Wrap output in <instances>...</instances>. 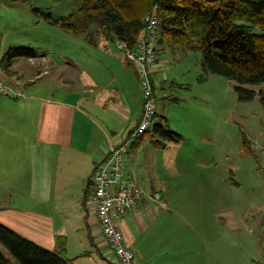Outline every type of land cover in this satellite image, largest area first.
Instances as JSON below:
<instances>
[{
  "label": "crops",
  "instance_id": "0c3cea01",
  "mask_svg": "<svg viewBox=\"0 0 264 264\" xmlns=\"http://www.w3.org/2000/svg\"><path fill=\"white\" fill-rule=\"evenodd\" d=\"M115 43L100 36L90 39L85 45L90 50H84L72 68L44 62L49 68L45 66L42 75L53 70L56 74L44 83L42 92L34 85L27 87L41 77L32 67L13 71L12 65L3 67V57L0 60V80L20 93L0 95V223L48 249H58L56 237L64 236L65 254L75 258L74 264L81 260V264L112 263L113 252L90 210L89 195L97 163L126 140L142 113L137 66ZM160 60L159 55L152 73L155 92L162 81L158 82L164 64ZM168 88L162 85L165 95L172 96ZM168 116V110L159 114L156 108L148 133L154 135V126L162 123L173 130ZM144 137L129 145L124 169L143 189L160 197L140 200L122 217L124 240L135 252L136 263L228 264L227 230L215 224L220 207L214 203L208 202L203 212H194L186 221L189 234L183 238L188 246L178 245L179 202L166 198L161 187L144 186L143 177L126 163L131 145ZM8 191H26L28 196L13 204ZM240 217L244 219L242 213ZM227 223L233 227L232 220ZM193 238L199 246L194 247ZM260 240L262 250L246 253L241 264L261 263L264 234ZM211 241L216 243L214 248ZM104 247H109V254ZM94 254L97 260L90 263L87 258Z\"/></svg>",
  "mask_w": 264,
  "mask_h": 264
},
{
  "label": "rangeland",
  "instance_id": "374dc122",
  "mask_svg": "<svg viewBox=\"0 0 264 264\" xmlns=\"http://www.w3.org/2000/svg\"><path fill=\"white\" fill-rule=\"evenodd\" d=\"M79 4L78 0H0V60L12 45L31 46L36 50L35 57L3 60V67L12 65L13 71L32 67L36 77L39 74L41 77L27 87L34 85L40 92L44 83L56 74L53 70L49 75H42L45 66L49 68L44 62L72 68L74 60L88 50L85 45L90 41L91 29L81 33L67 31L60 24L50 22L46 15L67 16ZM154 9L155 6L151 8ZM159 55L164 64L158 79L162 81L155 92L156 108L159 114L169 111V127L180 136L176 134L175 141L146 134L142 141L131 145L126 156L127 166L143 177L144 186L161 187L166 198L179 202L178 245L181 247L188 246L183 236L189 234L186 221L195 216L193 213L203 212L208 202L220 207L214 218L215 224L227 230L228 264H241L246 253L262 250L264 99L260 90L264 89V82L248 85L256 90L255 97L241 100L234 80L204 73L200 51L164 45ZM163 84L171 87L168 89L172 96L183 98L175 100L165 95ZM5 193L8 198L12 197L13 204L22 203L28 196L26 191ZM89 203L93 205L90 199ZM227 220H232V228L228 227ZM56 239L57 248L61 249L65 238L58 235ZM192 240L194 247L199 246L196 238ZM211 246L214 248L216 243L211 241ZM0 249L8 254L1 243ZM103 250L110 253L109 247ZM87 260L95 262L97 256L94 254Z\"/></svg>",
  "mask_w": 264,
  "mask_h": 264
},
{
  "label": "trees",
  "instance_id": "16d2710c",
  "mask_svg": "<svg viewBox=\"0 0 264 264\" xmlns=\"http://www.w3.org/2000/svg\"><path fill=\"white\" fill-rule=\"evenodd\" d=\"M78 1V8L67 16L46 17L67 31L81 33L91 29V40L100 36L124 41L134 50L144 17L156 6L160 21L157 52L164 45L200 51L204 73L234 80L241 100L255 97L256 90L248 85L264 82V0ZM20 56L35 57L36 50L12 45L3 58L5 61ZM260 93L264 99V89ZM153 131L156 137L178 140L177 133L165 123L155 125ZM157 143L161 144L158 139ZM0 243L8 252L0 249V264H74L75 258L66 256L65 247L45 248L2 223Z\"/></svg>",
  "mask_w": 264,
  "mask_h": 264
},
{
  "label": "built area",
  "instance_id": "2783aa9c",
  "mask_svg": "<svg viewBox=\"0 0 264 264\" xmlns=\"http://www.w3.org/2000/svg\"><path fill=\"white\" fill-rule=\"evenodd\" d=\"M159 24V17L154 9L143 19L140 38L134 50L126 42L117 41V47L137 66L143 102L139 122L129 130L126 140L111 148L106 157L97 163L89 195L93 202L90 210L100 225L105 242L113 252L111 264H137L135 252L124 240L122 217L134 209L140 200L160 197L157 192L143 189L124 169V157L129 145L150 130L156 113L152 73L159 58L156 50ZM3 94L20 93H16L10 85L0 80V95ZM260 264H264V254Z\"/></svg>",
  "mask_w": 264,
  "mask_h": 264
}]
</instances>
